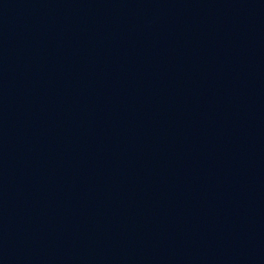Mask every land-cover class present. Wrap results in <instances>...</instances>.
Wrapping results in <instances>:
<instances>
[{
  "label": "water",
  "instance_id": "water-1",
  "mask_svg": "<svg viewBox=\"0 0 264 264\" xmlns=\"http://www.w3.org/2000/svg\"><path fill=\"white\" fill-rule=\"evenodd\" d=\"M0 264H264V0H0Z\"/></svg>",
  "mask_w": 264,
  "mask_h": 264
}]
</instances>
